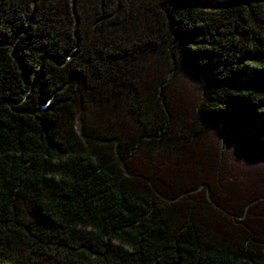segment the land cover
<instances>
[{
    "label": "trees",
    "instance_id": "16d2710c",
    "mask_svg": "<svg viewBox=\"0 0 264 264\" xmlns=\"http://www.w3.org/2000/svg\"><path fill=\"white\" fill-rule=\"evenodd\" d=\"M47 1L0 0V264H264V0L155 2L169 55L201 80L200 92L187 83L162 97L161 112L242 128L260 156L218 138L168 163L122 160L136 176L121 163L112 171L107 143L63 128L80 106L77 85L84 93L97 69L80 59L84 47L68 55L70 20L58 32L37 7L57 0ZM225 173L243 182L224 184ZM163 202L184 229L170 226ZM201 230L232 246L205 242Z\"/></svg>",
    "mask_w": 264,
    "mask_h": 264
},
{
    "label": "rangeland",
    "instance_id": "374dc122",
    "mask_svg": "<svg viewBox=\"0 0 264 264\" xmlns=\"http://www.w3.org/2000/svg\"><path fill=\"white\" fill-rule=\"evenodd\" d=\"M60 1L37 2V7L42 3L50 11L58 32L64 28L63 21L70 20L75 45L68 55L84 47L80 59L98 72H90L89 89L84 93L77 85L82 95L80 106L76 99L79 114L77 106L72 116L64 114L63 128L80 127L87 137L108 140L100 152L117 176L121 164L116 156L168 163L184 157L194 145L218 138L248 156H260L248 150L247 131L242 128L219 131L195 113L166 118L161 112L167 94L173 99L187 83L200 92L201 80L190 65L169 55L168 35L156 11V0H120L117 12L112 8L113 0H69L73 13L64 19ZM99 49L101 58L95 54ZM23 95L27 98V91ZM87 145L94 147L93 143ZM125 171L123 175L128 176ZM223 176L224 184L243 182L232 173ZM159 209L173 229H184L186 225L172 204L160 203ZM201 238L215 246H232L215 231L201 230Z\"/></svg>",
    "mask_w": 264,
    "mask_h": 264
},
{
    "label": "water",
    "instance_id": "95a60500",
    "mask_svg": "<svg viewBox=\"0 0 264 264\" xmlns=\"http://www.w3.org/2000/svg\"><path fill=\"white\" fill-rule=\"evenodd\" d=\"M79 109L80 108H78V111H77V115L79 114ZM79 129H80V127H79ZM96 142H101V143H108L109 141L108 140H104V141H101V140H99V139H94ZM114 143H115V141H113ZM119 161H120V163L122 164V168L124 169V171H125V165L123 164V162H122V160L121 159H119ZM125 173H128V172H126L125 171ZM129 175H131V176H136V175H132V174H130V173H128ZM201 186H204V185H202V184H200L199 186H198V188H200ZM197 188V189H198ZM184 194V193H183ZM179 196H181V195H179ZM178 196V197H179ZM177 197V198H178ZM176 198H174L173 200H175Z\"/></svg>",
    "mask_w": 264,
    "mask_h": 264
}]
</instances>
